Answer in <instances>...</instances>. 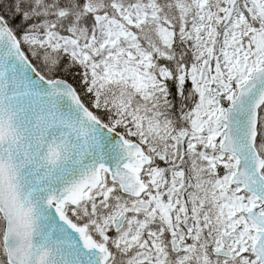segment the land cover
<instances>
[{"label":"snow or ice","instance_id":"snow-or-ice-1","mask_svg":"<svg viewBox=\"0 0 264 264\" xmlns=\"http://www.w3.org/2000/svg\"><path fill=\"white\" fill-rule=\"evenodd\" d=\"M0 264H264V0H0Z\"/></svg>","mask_w":264,"mask_h":264}]
</instances>
